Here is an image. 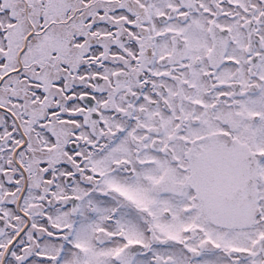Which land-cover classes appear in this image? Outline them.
<instances>
[{
	"label": "snow or ice",
	"instance_id": "6c2138e0",
	"mask_svg": "<svg viewBox=\"0 0 264 264\" xmlns=\"http://www.w3.org/2000/svg\"><path fill=\"white\" fill-rule=\"evenodd\" d=\"M0 264H264V0H0Z\"/></svg>",
	"mask_w": 264,
	"mask_h": 264
}]
</instances>
